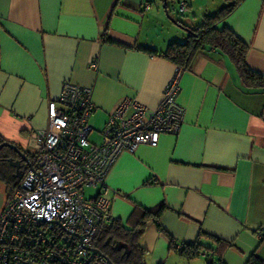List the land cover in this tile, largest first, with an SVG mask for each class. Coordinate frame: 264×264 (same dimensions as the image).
I'll list each match as a JSON object with an SVG mask.
<instances>
[{
    "label": "crops",
    "instance_id": "0c3cea01",
    "mask_svg": "<svg viewBox=\"0 0 264 264\" xmlns=\"http://www.w3.org/2000/svg\"><path fill=\"white\" fill-rule=\"evenodd\" d=\"M177 1L187 6L183 15ZM197 1L204 14L226 4L175 0L165 10L160 0H0V137L32 152L30 134L47 126V103L64 81L90 88L89 120L102 126L124 98L155 108L177 66L140 47L163 52L180 41L169 24L177 14L197 24L188 11ZM223 25L248 45L249 67L264 73V0H240ZM179 84L178 133L121 153L109 169L111 217L126 223L136 206L164 204L158 225L166 233L150 220L140 239L146 264L205 261L181 257L167 235L179 245L200 232L225 242L214 255L222 264H246L253 254L264 261L257 235L264 231V90L243 87L231 60L213 48L193 58ZM0 194L1 212V182Z\"/></svg>",
    "mask_w": 264,
    "mask_h": 264
},
{
    "label": "built area",
    "instance_id": "2783aa9c",
    "mask_svg": "<svg viewBox=\"0 0 264 264\" xmlns=\"http://www.w3.org/2000/svg\"><path fill=\"white\" fill-rule=\"evenodd\" d=\"M177 3L184 14L186 4ZM182 70L177 67L153 109L122 99L97 143L90 141L89 118L96 110L90 88L62 83L58 98L47 103V126L30 134L31 166L5 197L0 264H105L92 249L99 226L111 217L106 175L121 153L156 146L161 135L178 133L184 115L177 101ZM84 188L98 192L86 198ZM257 235L264 237V231Z\"/></svg>",
    "mask_w": 264,
    "mask_h": 264
},
{
    "label": "trees",
    "instance_id": "16d2710c",
    "mask_svg": "<svg viewBox=\"0 0 264 264\" xmlns=\"http://www.w3.org/2000/svg\"><path fill=\"white\" fill-rule=\"evenodd\" d=\"M160 1L164 2L165 0ZM173 1L175 0H166V7L169 8V2ZM239 1L225 0L226 4L223 7L215 12L205 13L201 22L197 24L189 25L179 17L173 18L187 33L186 38L182 41L170 42L163 52L144 46L140 48L148 53L162 56L177 67L184 69H188L193 58L203 53L207 48L218 49L234 64L243 87L248 90H264V73L251 69L247 64L248 45L227 26H217L238 5ZM4 142L7 141L0 137V144ZM17 148L21 150L19 147ZM22 152L32 163V152ZM10 158L15 160L19 157L12 148L2 147L0 149V182L5 186L6 195L12 192L19 182L18 178L14 177L15 169L8 162ZM26 169L27 167L22 171ZM164 208L163 203L149 209L136 206L128 222L123 223L117 218L110 217L109 221L102 223L94 236L93 246L99 251L98 255L105 264H109L108 262L111 264H146L145 250L141 246L140 239L150 220L156 222L159 229L164 231L158 225V219ZM164 233L166 232L164 231ZM167 235L171 248L187 261L203 254L206 264H222L220 259L214 257L216 254L220 256L221 250L226 246L221 239L200 232L195 241L181 242L177 245L175 240L169 234ZM202 238L210 239L215 246L204 245L201 242ZM114 241L125 244L126 248L115 249ZM86 263L93 264L89 260ZM246 264H264V261L253 254Z\"/></svg>",
    "mask_w": 264,
    "mask_h": 264
},
{
    "label": "rangeland",
    "instance_id": "374dc122",
    "mask_svg": "<svg viewBox=\"0 0 264 264\" xmlns=\"http://www.w3.org/2000/svg\"><path fill=\"white\" fill-rule=\"evenodd\" d=\"M190 3H193L192 4V7L190 6L189 8H188V11H189V20H191V21H194V23H195V21H196V23H199V22H201V20H202V17H203V15H204V12L202 11V8L203 7H201V5H199L198 3V1L196 2V3H194V2H190ZM174 9H175V11H177V8H178V6L177 5H175L174 7H173ZM200 9V10H199ZM162 11V10H161ZM163 12V11H162ZM173 13V12H172ZM175 14V16H176V12L174 13ZM181 15H183V14H181ZM195 15V16H194ZM178 16H180V15H178L177 14V17ZM182 16H180V18H181ZM185 17V16H184ZM170 26H172V28H174L173 30H177V32H181V35L180 36H182V38H180L181 40L180 41H182V40H184L185 38H186V32L183 30V29H181V28H179V27H177L175 24H173V23H170L169 24ZM89 124L92 126V128H93V132H92V134L90 135V141H92V142H99L100 141V137H101V135H100V130L102 129V124H100L98 121H96L94 118H91L90 120H89ZM97 193V189L96 188H84V194H85V197L86 198H89V197H92V196H94L95 194ZM2 199V197H1V194H0V200ZM197 258H199V257H197ZM197 258H195V259H197ZM194 259V260H195ZM196 261V260H195ZM195 261H193V262H195ZM198 264H205V261L203 260V259H201L200 258V261H198Z\"/></svg>",
    "mask_w": 264,
    "mask_h": 264
},
{
    "label": "water",
    "instance_id": "95a60500",
    "mask_svg": "<svg viewBox=\"0 0 264 264\" xmlns=\"http://www.w3.org/2000/svg\"><path fill=\"white\" fill-rule=\"evenodd\" d=\"M164 8L166 10V0L164 1ZM169 18H171V17L169 16ZM171 20H172V18H171ZM173 22H175V21L173 20ZM175 24L180 26L176 22H175ZM4 146L12 148L17 153V155L19 157L18 159H15V160H13L12 158L8 159L10 166H12L15 169L14 177L19 178L21 176V169H20L21 163L22 162L25 163L26 166H28V167L31 166V163H30L29 159L25 156V154L21 150H19L14 144H11L9 142H4V143L0 144V149ZM113 243H114L115 249L120 250L122 248H126L125 244H123L119 241H114ZM92 251L99 253V251L97 249H92ZM108 263L111 264L110 262H108Z\"/></svg>",
    "mask_w": 264,
    "mask_h": 264
},
{
    "label": "flooded vegetation",
    "instance_id": "af4514ba",
    "mask_svg": "<svg viewBox=\"0 0 264 264\" xmlns=\"http://www.w3.org/2000/svg\"><path fill=\"white\" fill-rule=\"evenodd\" d=\"M25 167H26V164L22 162V163H21V167H20L21 171H22Z\"/></svg>",
    "mask_w": 264,
    "mask_h": 264
}]
</instances>
